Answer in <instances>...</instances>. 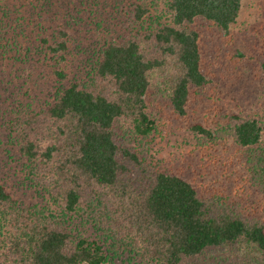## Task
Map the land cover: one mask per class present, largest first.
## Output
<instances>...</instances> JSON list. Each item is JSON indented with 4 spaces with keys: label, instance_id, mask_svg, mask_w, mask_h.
Instances as JSON below:
<instances>
[{
    "label": "trees",
    "instance_id": "obj_1",
    "mask_svg": "<svg viewBox=\"0 0 264 264\" xmlns=\"http://www.w3.org/2000/svg\"><path fill=\"white\" fill-rule=\"evenodd\" d=\"M223 67L254 109L191 119ZM174 119L264 200V0H0V171L38 199L0 179V264H264L263 213L151 155Z\"/></svg>",
    "mask_w": 264,
    "mask_h": 264
},
{
    "label": "rangeland",
    "instance_id": "obj_2",
    "mask_svg": "<svg viewBox=\"0 0 264 264\" xmlns=\"http://www.w3.org/2000/svg\"><path fill=\"white\" fill-rule=\"evenodd\" d=\"M250 0H242V12L249 6ZM256 29L255 25H248L247 30L253 33ZM261 31V30H259ZM240 36V35H239ZM232 43H235V48L242 50L245 54L251 55L248 52L247 44L238 40L237 35L232 36ZM220 50L223 56L210 57L211 61L216 59H233L239 61L238 58L234 59L229 56L227 45H220ZM233 53V51H232ZM248 61H246L247 63ZM230 69V67H227ZM225 77L219 78L223 81V85L216 83V89L210 92L207 99L203 101L202 106L199 107L197 115H190V118L201 117H218V110L222 109L229 113H236L239 108L245 113L250 109H254L256 101L257 86L253 83V78H238L240 73H235V80L228 84V73L223 67ZM237 80L247 81L244 85L238 83ZM227 83V85H225ZM191 119L189 121H191ZM192 123H195L192 122ZM188 121L170 120L165 127L161 130L162 137L158 138L153 144L151 155L154 159L161 162L167 169L181 174L188 182L194 187H201L205 189H219L224 190L231 196L236 197V200L242 202H250L251 207L256 208L259 212L263 213L264 217V200L261 196H253V190L245 182V176L241 166L237 163L236 149L227 145L226 151L222 147L216 149V152L207 153L204 147L198 146L195 141L193 133L188 129ZM1 165V163H0ZM0 171V179L6 181L8 186H13L16 192V197L24 204H32L38 201L37 194L26 184H22L15 178L14 173L11 171ZM14 176V177H13ZM262 199V200H261Z\"/></svg>",
    "mask_w": 264,
    "mask_h": 264
}]
</instances>
